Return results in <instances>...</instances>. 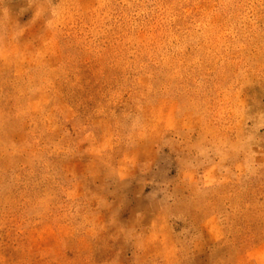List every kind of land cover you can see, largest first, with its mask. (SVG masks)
I'll use <instances>...</instances> for the list:
<instances>
[{
    "label": "rangeland",
    "instance_id": "obj_1",
    "mask_svg": "<svg viewBox=\"0 0 264 264\" xmlns=\"http://www.w3.org/2000/svg\"><path fill=\"white\" fill-rule=\"evenodd\" d=\"M0 264H264V0H0Z\"/></svg>",
    "mask_w": 264,
    "mask_h": 264
}]
</instances>
